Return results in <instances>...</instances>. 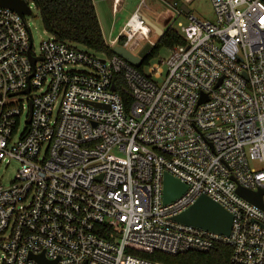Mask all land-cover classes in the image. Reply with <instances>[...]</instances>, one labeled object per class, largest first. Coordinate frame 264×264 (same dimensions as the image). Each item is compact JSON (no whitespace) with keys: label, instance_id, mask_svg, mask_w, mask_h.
<instances>
[{"label":"built area","instance_id":"2783aa9c","mask_svg":"<svg viewBox=\"0 0 264 264\" xmlns=\"http://www.w3.org/2000/svg\"><path fill=\"white\" fill-rule=\"evenodd\" d=\"M191 1L162 0L184 44L143 73L51 36L35 51L26 16L0 7V166L18 165L0 185V264H160L129 246L264 264V195L260 209L236 194L264 192V0H208L212 21ZM149 35L137 9L109 46ZM164 174L187 188L167 205ZM201 196L232 216L229 236L172 221Z\"/></svg>","mask_w":264,"mask_h":264},{"label":"trees","instance_id":"16d2710c","mask_svg":"<svg viewBox=\"0 0 264 264\" xmlns=\"http://www.w3.org/2000/svg\"><path fill=\"white\" fill-rule=\"evenodd\" d=\"M27 2L32 3L37 10L43 31L56 41L82 47L106 57L114 55L113 48L107 45L103 38L93 0H27ZM123 43L124 38H119L118 44ZM182 44H184L182 37L173 29H169L162 35L161 42L152 47L150 53L142 60L141 66L136 69L143 73L162 48L170 50ZM117 82L115 88L121 93L124 83L121 78H117ZM123 97L129 103V99ZM126 254L160 264H234L230 258L231 249L225 246H217L206 254L190 252L175 256L129 246Z\"/></svg>","mask_w":264,"mask_h":264},{"label":"rangeland","instance_id":"374dc122","mask_svg":"<svg viewBox=\"0 0 264 264\" xmlns=\"http://www.w3.org/2000/svg\"><path fill=\"white\" fill-rule=\"evenodd\" d=\"M93 1L98 20L102 29L104 31H110L111 29L113 30L114 27V39L118 37L117 33L119 32L120 28L124 26V23L127 18L137 9L140 14L144 15L148 20L158 26L163 31V34L166 31H169V29H173L171 23L173 20L174 11L165 3H163L162 0H121L114 14L112 12L111 1ZM165 1L172 6L173 2L177 0ZM187 9L189 10L190 14L196 19L209 21L213 20V11L208 0H192L191 3L187 5ZM178 21L181 23H185L186 18L179 17L178 19H174V28H176V24ZM25 22L27 24L28 29L30 30L35 51H37L39 44L42 41L46 40L49 35L43 31L40 24L38 12L34 6H31V15L25 17ZM162 35L158 36L152 30H150L148 40L140 42V45H137V47L133 49L134 54L140 53L146 45H158L161 42ZM115 45H119L118 42H116ZM77 48L87 50L82 47ZM93 54L100 56V54ZM168 56L169 49L162 48L159 51L157 57L151 61V64H159L162 60H167ZM22 127L23 125L21 124V128ZM110 156L114 159L122 160V155L116 150L113 151ZM17 168L18 165L14 162L10 163L8 166H6V163H3L0 166V185L5 188H9L14 179Z\"/></svg>","mask_w":264,"mask_h":264},{"label":"water","instance_id":"95a60500","mask_svg":"<svg viewBox=\"0 0 264 264\" xmlns=\"http://www.w3.org/2000/svg\"><path fill=\"white\" fill-rule=\"evenodd\" d=\"M0 7L16 12L21 18L31 15V10L24 0H0ZM181 10L185 14L189 13L186 6H182ZM141 18L145 25L156 35L161 36L163 34V31L158 26L142 14ZM151 49L152 47L150 45H146L140 53L134 54L124 46L116 45L112 50L115 55L126 61L131 66L138 68L141 66L144 57L150 53ZM28 57L31 65L34 66L36 59L31 58L30 55H28ZM27 93L28 90L24 91V94ZM200 102H202V100ZM30 115L31 106L26 124H29L30 122ZM186 190L187 188L185 185L181 184L170 175L164 174L162 198L164 205L170 204L179 199L186 192ZM236 194L247 202L263 209L262 196L264 195V192L262 190L252 192L250 190L237 187ZM172 221L182 225L209 231L221 236H229L231 231L232 216L214 201L205 196H201L191 207L181 214L173 217ZM29 259L34 260L36 264H56V261L46 260L44 254H40L38 256L29 255Z\"/></svg>","mask_w":264,"mask_h":264},{"label":"crops","instance_id":"0c3cea01","mask_svg":"<svg viewBox=\"0 0 264 264\" xmlns=\"http://www.w3.org/2000/svg\"><path fill=\"white\" fill-rule=\"evenodd\" d=\"M109 1H111V7H112V12H113V14H114V7H115V10L117 9V6L120 4V2H121V0H109ZM93 3H94V1H93ZM94 7H95V5H94ZM96 10V9H95ZM133 14V13H132ZM131 14V15H132ZM130 15V16H131ZM129 16V17H130ZM144 16V15H143ZM98 17V16H97ZM129 17L127 18V20L129 19ZM127 20L125 21V23L127 22ZM125 23H124V25H125ZM101 26V25H100ZM124 27V26H123ZM123 27H121L120 28V30H119V32L117 33V35H119L120 34V32H121V30H122V28ZM101 30H102V35H103V38H104V40H105V42H106V44L107 45H109V44H111V42L112 41H114V27H113V30L111 29L110 31H104L103 29H102V27H101ZM106 37V38H105ZM113 37V38H112ZM112 38V39H111ZM111 39V40H110ZM109 40H110V42H109Z\"/></svg>","mask_w":264,"mask_h":264}]
</instances>
